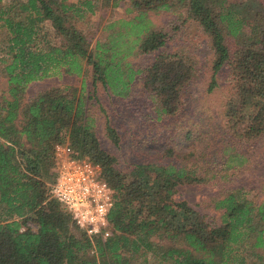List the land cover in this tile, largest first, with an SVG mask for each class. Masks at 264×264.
<instances>
[{"label": "trees", "instance_id": "1", "mask_svg": "<svg viewBox=\"0 0 264 264\" xmlns=\"http://www.w3.org/2000/svg\"><path fill=\"white\" fill-rule=\"evenodd\" d=\"M119 7L124 15L106 17L93 38L90 15ZM176 9L209 39L206 92L223 72L228 82L220 122L201 148L185 110L196 61L169 50L166 32L148 20ZM153 52L143 68L129 59ZM87 67L93 92L99 84L125 98L139 85L149 126L159 128L156 156L118 167L81 87L26 94L32 81L83 79ZM0 82V264H264V172L256 186L239 179L264 138V0H0ZM104 133L117 142L108 120ZM57 143L97 164L112 188L105 239L90 241L49 193ZM209 181L224 184L213 203L218 224L173 197L181 185Z\"/></svg>", "mask_w": 264, "mask_h": 264}, {"label": "rangeland", "instance_id": "2", "mask_svg": "<svg viewBox=\"0 0 264 264\" xmlns=\"http://www.w3.org/2000/svg\"><path fill=\"white\" fill-rule=\"evenodd\" d=\"M122 15L124 14L120 7L106 8V10H100L90 15L88 25L96 29L93 38L103 36L104 32L100 31L99 26L106 17L111 16L110 19H112ZM148 20L151 25L160 27L166 32L168 37L166 47L169 50H180L196 61L197 71L186 91L185 110L190 117V122L195 121V124L189 125L191 133L194 135L201 133V141L196 140L197 142L194 143V146L201 148L210 137V130L220 122L219 112L228 93L226 72L219 76L216 81L217 85L210 92H206L210 60L209 39L196 22L186 19L181 9H176L175 12L161 11L149 14ZM44 26L48 30L50 42H58V39L52 35L48 22H45ZM153 54L154 52L132 55L129 59L136 67L143 68L148 64ZM55 85L67 86V88L73 86L78 90L81 87L85 106L93 119L96 136L102 147L113 155L118 167L125 169L132 163L156 156L161 143L157 136L159 128L154 130L149 126L150 108L139 85H135L132 88L131 96L125 98L107 94L99 84L94 85L93 92L87 67L83 79L79 76L61 75L32 81L27 87L26 94L31 95L38 90ZM1 87L2 83L0 82ZM105 120H108L118 136L116 143H112L105 136ZM199 122L202 125L198 127L199 131L197 132ZM256 147V150L253 148L248 150L250 160L246 164V169L239 175V179L248 181L249 186H256L264 172V138L256 143ZM223 186L224 184L219 181L185 184L177 188L173 197L176 200L186 201L211 224H218L220 210L215 209L213 203L216 198L222 195ZM252 195H258V193L253 192Z\"/></svg>", "mask_w": 264, "mask_h": 264}, {"label": "built area", "instance_id": "3", "mask_svg": "<svg viewBox=\"0 0 264 264\" xmlns=\"http://www.w3.org/2000/svg\"><path fill=\"white\" fill-rule=\"evenodd\" d=\"M53 168L51 196L70 213L77 229L90 241L105 239L113 190L100 178L99 166L78 157L67 143H57L53 147Z\"/></svg>", "mask_w": 264, "mask_h": 264}]
</instances>
